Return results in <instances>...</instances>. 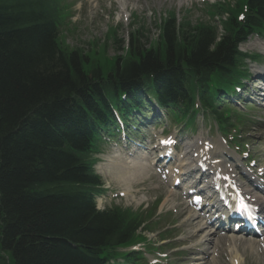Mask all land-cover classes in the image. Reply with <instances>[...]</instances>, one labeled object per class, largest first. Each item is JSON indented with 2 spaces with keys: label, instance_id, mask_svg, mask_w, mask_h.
I'll return each instance as SVG.
<instances>
[{
  "label": "trees",
  "instance_id": "1",
  "mask_svg": "<svg viewBox=\"0 0 264 264\" xmlns=\"http://www.w3.org/2000/svg\"><path fill=\"white\" fill-rule=\"evenodd\" d=\"M247 9L219 41L213 28L179 29L173 16L154 46L132 33L125 56L105 70L59 46V0H0V264H100L133 239L139 219L95 209L88 150L96 131L87 118L101 119L104 96L148 84L184 112L195 95L216 112L213 75L220 84L231 77L238 43L264 21V0ZM73 94L90 110L72 113Z\"/></svg>",
  "mask_w": 264,
  "mask_h": 264
},
{
  "label": "rangeland",
  "instance_id": "2",
  "mask_svg": "<svg viewBox=\"0 0 264 264\" xmlns=\"http://www.w3.org/2000/svg\"><path fill=\"white\" fill-rule=\"evenodd\" d=\"M74 1H76L77 4H72V17L69 18L67 14H65V16L62 14L64 16V24L59 36V46L65 51H81L88 56L90 60H93L92 64L97 62L106 67L111 64V60L116 59L118 56H125L126 51L123 46L127 44L128 37L132 33L135 34L137 32V34L140 35V43L147 46L156 45L160 34L159 26L161 22H163L164 16H171L170 13L172 12L176 13L175 15L178 19V27H180V29L184 26H186V29L194 28L195 26H210V28L212 26V28H215L217 31L218 39L227 32V28H224L223 24L219 22V16H215L214 19L213 17L208 16L204 11V13L199 11V9H203L201 8L202 5L199 1L196 3H190L191 1L187 0L182 4L179 0H139L138 4H136V2H131V17L127 20H125L126 17H121L119 19L114 10L116 7L119 10L121 9L119 0H103L100 4L94 3L92 6L98 5V8L94 11H92L87 0ZM224 2H227V0ZM229 2H233V0H230ZM189 6H193L194 9L191 10ZM111 10L113 11L110 12ZM105 66H103L104 69L106 68ZM241 106L244 108H240L241 110H238L239 112L248 115L249 118L259 117L264 121V109L249 102L243 103ZM192 120V123L198 126L201 117H199V120L198 118L196 120V117ZM194 121H196V123ZM157 130L161 131L162 129ZM232 131L233 129L231 128L229 134H231ZM261 133L264 135V131L262 132L258 129L257 122L249 120V122L246 121L241 123L239 137L236 139L239 142L241 135L243 138V140L241 139V142H247L249 145H253V147L256 148L255 143L259 142L258 135ZM112 140L113 141H108L107 145H104L107 147L102 153L105 154L106 152L113 154L114 148L112 142L115 140ZM259 147L262 146L260 145ZM100 164L101 163L96 164L95 167L96 171L104 179L106 193L98 199L99 206H120L124 209H131L135 211V213L143 214L146 220L150 221V224H147L150 231L145 232L148 242L146 245H141V247L144 248V251H142L143 259L141 263L150 264L153 260L165 255V258L161 260L160 264L196 263L189 253L190 251L196 253L197 250H193L192 245L197 241L192 242L184 240L188 231H193L194 228L185 226L183 231H181L180 225L188 216L184 215L183 217H178V215L175 214L177 204L182 203L183 207L189 205L183 202L180 192L172 190L168 182L161 181L157 176L141 182L142 179L135 174L130 181L134 186L132 190L138 192L135 193V196L132 197L131 200V196L127 197L120 194L123 192L124 187L121 186L118 181L119 176L108 177L102 174ZM157 186L160 187V190H153V188ZM169 191L172 192L173 196L168 197L170 194ZM141 199L142 201L139 202ZM189 208L192 210L191 213L194 214L195 211L190 205ZM156 215L157 218H155V220L157 221V224H151L152 218ZM174 216L177 219H175ZM197 221L203 224L202 218H197ZM169 235H171L174 240L168 244L175 242L178 247L177 251L181 250L182 253L179 252L174 255L173 252H175V250L173 251V249H171V251H169L167 242L164 241L166 242L165 244L161 242L162 236L166 237ZM224 235L230 237L228 234ZM180 238H183V243L185 242L184 244L178 242ZM250 240V237L246 238V241H241L238 245L239 255H241V258H244L243 260L246 264H264V253L258 257L252 253V250L248 245V241ZM227 243L228 241L221 242L217 252H215L214 243L212 242L206 243V245H198L196 247H207L208 250L211 251V255H203V258L205 259L204 262H207V264H218V262H220V264H231L228 259L229 252L226 247ZM162 246H164V248ZM192 255L194 256L195 254ZM210 259H214L215 263H211ZM199 264L203 263L201 262Z\"/></svg>",
  "mask_w": 264,
  "mask_h": 264
},
{
  "label": "bare ground",
  "instance_id": "3",
  "mask_svg": "<svg viewBox=\"0 0 264 264\" xmlns=\"http://www.w3.org/2000/svg\"><path fill=\"white\" fill-rule=\"evenodd\" d=\"M128 1L129 0H119V2L121 4V7H120L121 9L118 11V14H117L119 19L121 17H127V13H130L131 10L129 8V4H128L129 2ZM182 1L183 0H181V2ZM101 2H103V0H89V4H90V6L92 8V11H94V10H96L98 8V5L97 6H92V5L94 3L100 4ZM112 11L113 10H111L110 12H112ZM102 15H103V13H102ZM256 46H258L260 48H264V44H260L259 42L256 43ZM256 71H258V70H256ZM70 99L72 100L70 102L72 113H74V112L75 113L76 112L77 113L78 112H84L85 109L90 110V108L86 107V106H82L81 105L82 108H80V107H77V106L74 105L75 101L79 100V98L75 94L71 95ZM140 157H141V155H137L136 158H131L130 156L129 157H125V162L130 164L129 166H135V168L144 167V166L147 167V164L145 163L146 158L145 157L140 158ZM107 162H108L107 165H112V164H114L115 161L113 159H109ZM186 164H187V161L186 160L185 161L182 160V162L179 165L183 167ZM129 166H128V168H129ZM134 170L135 169H130L129 168V172H126L125 175H122V176L119 177V181H121L122 185L126 187L125 194L129 193L128 183H129V181L132 178V175H133L132 171H134ZM174 171H175V169H174ZM221 179H223V178H221ZM239 186H241V185H239ZM239 188H240V191L242 193H244L245 195H248V192H246L243 188H241V187H239ZM181 209L179 210L178 214H180V213L183 214V211L181 212ZM193 216H189L187 221H192ZM197 225L198 224L196 222L185 223V226H190V227H196ZM215 230L216 231L206 230V229H204V227H202L200 225V226H198V228L195 231L191 232L190 235H188V238L189 239H193V238L202 236L205 243L209 242V241L215 243V236H216L217 232L226 231L227 229H223L221 227H218ZM223 241H228V243L226 244V247L228 249V252H229L228 255H229V257H230V259L232 261V264H234V263L240 264L242 258H241V255H239V246L238 245L241 243V241H246V239L240 238V236H238L236 234H232L229 238L221 237L220 240H219V243H215L214 244V248L215 249L219 248L220 243L223 242ZM248 245L252 249V252H254L258 256L259 253H260V250H259V248L256 245V241H249ZM260 246H262L264 248V241H263L262 245L260 243ZM199 258H200V256L198 257V260H199ZM210 262L211 263H215V260L211 259ZM218 264H220V262H218Z\"/></svg>",
  "mask_w": 264,
  "mask_h": 264
},
{
  "label": "snow or ice",
  "instance_id": "4",
  "mask_svg": "<svg viewBox=\"0 0 264 264\" xmlns=\"http://www.w3.org/2000/svg\"><path fill=\"white\" fill-rule=\"evenodd\" d=\"M164 143H168V141H165Z\"/></svg>",
  "mask_w": 264,
  "mask_h": 264
}]
</instances>
